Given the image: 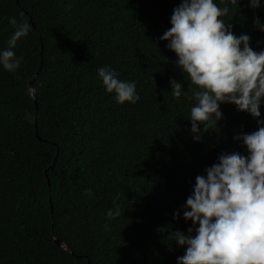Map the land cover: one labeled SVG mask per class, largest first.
I'll use <instances>...</instances> for the list:
<instances>
[{"label": "trees", "instance_id": "obj_1", "mask_svg": "<svg viewBox=\"0 0 264 264\" xmlns=\"http://www.w3.org/2000/svg\"><path fill=\"white\" fill-rule=\"evenodd\" d=\"M180 3L0 0V49L11 17L30 26L14 49L19 69L0 67V264H176L184 255L172 234L194 229L182 206L196 176L222 153L247 155L233 137L257 130L264 104L260 118L221 104L222 119L194 141L193 86L159 39ZM249 4L239 0L224 19L258 52L264 0ZM103 66L136 82L137 103L119 105L105 92ZM170 80L186 95L173 98ZM114 201L121 215L108 220Z\"/></svg>", "mask_w": 264, "mask_h": 264}, {"label": "clouds", "instance_id": "obj_2", "mask_svg": "<svg viewBox=\"0 0 264 264\" xmlns=\"http://www.w3.org/2000/svg\"><path fill=\"white\" fill-rule=\"evenodd\" d=\"M238 3L239 0H181L170 17L171 27L159 37L168 42L167 49L177 57L176 66L193 86L190 99L194 103L187 119L194 141L222 119L223 103H231L253 118L261 117L264 50L254 51L249 35H235L229 20L224 19L232 6L238 8ZM249 6L260 7L261 0H250ZM9 23L14 31L7 46L0 49V67L14 73L23 60L14 49L29 34L30 26L18 23L15 17ZM254 26L264 32L258 18ZM97 78L117 104L139 101L135 81L120 79L107 66L97 69ZM169 83L173 98L186 95L180 82ZM36 92L35 87L26 90L30 98ZM233 139L242 142L247 155L222 153L204 175L196 176L191 195L182 206V218L191 221L194 229L190 227L188 234H172L178 246H186L176 264H264V120L257 119L256 131ZM85 194L91 197L92 190L85 189ZM113 204L114 208L106 213L108 220L121 215L120 206L115 201ZM176 216L178 213H174Z\"/></svg>", "mask_w": 264, "mask_h": 264}, {"label": "water", "instance_id": "obj_3", "mask_svg": "<svg viewBox=\"0 0 264 264\" xmlns=\"http://www.w3.org/2000/svg\"><path fill=\"white\" fill-rule=\"evenodd\" d=\"M32 27L35 29V26H34L33 23H32ZM38 75H39V72L36 74V76H38ZM34 79H35V77L30 80V82H29V88L33 87V81H34ZM46 179H47V182L49 184V178H48L47 175H46ZM55 242H56L57 245H59L60 247H62L64 250L69 251L68 248H67V246L61 240H58L57 239V240H55Z\"/></svg>", "mask_w": 264, "mask_h": 264}]
</instances>
